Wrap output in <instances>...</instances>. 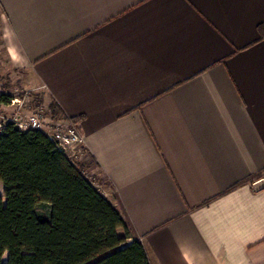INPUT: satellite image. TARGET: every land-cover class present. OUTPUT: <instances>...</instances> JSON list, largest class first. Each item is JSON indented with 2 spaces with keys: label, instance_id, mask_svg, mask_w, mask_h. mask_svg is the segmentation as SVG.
Listing matches in <instances>:
<instances>
[{
  "label": "crops",
  "instance_id": "obj_1",
  "mask_svg": "<svg viewBox=\"0 0 264 264\" xmlns=\"http://www.w3.org/2000/svg\"><path fill=\"white\" fill-rule=\"evenodd\" d=\"M262 24L264 0H0V76L75 120L151 264H264Z\"/></svg>",
  "mask_w": 264,
  "mask_h": 264
},
{
  "label": "trees",
  "instance_id": "obj_2",
  "mask_svg": "<svg viewBox=\"0 0 264 264\" xmlns=\"http://www.w3.org/2000/svg\"><path fill=\"white\" fill-rule=\"evenodd\" d=\"M259 32L264 38V24ZM52 107L69 119L56 101ZM0 181V264H151L84 166L41 130L10 124L0 135Z\"/></svg>",
  "mask_w": 264,
  "mask_h": 264
},
{
  "label": "built area",
  "instance_id": "obj_3",
  "mask_svg": "<svg viewBox=\"0 0 264 264\" xmlns=\"http://www.w3.org/2000/svg\"><path fill=\"white\" fill-rule=\"evenodd\" d=\"M22 103L20 98L13 97L0 87V135L7 131L10 124L20 131L41 130L60 152L75 164H80L87 156V143L77 124L69 119H60L48 125L44 122L42 113H24L22 105L12 113L5 111L10 105Z\"/></svg>",
  "mask_w": 264,
  "mask_h": 264
},
{
  "label": "rangeland",
  "instance_id": "obj_4",
  "mask_svg": "<svg viewBox=\"0 0 264 264\" xmlns=\"http://www.w3.org/2000/svg\"><path fill=\"white\" fill-rule=\"evenodd\" d=\"M4 76V75H3ZM10 77L0 76V87L13 97L20 98L22 104L10 105L5 108L7 113H12L21 105L24 113L40 112L43 114L44 122L48 125L54 123V121L65 119L60 114H55L53 111V104L55 100L47 94L44 87L33 88L27 86L22 80H12ZM75 123V122H74ZM80 163L79 165H81ZM0 195H4V186L0 181ZM7 259V254L4 256V260Z\"/></svg>",
  "mask_w": 264,
  "mask_h": 264
}]
</instances>
